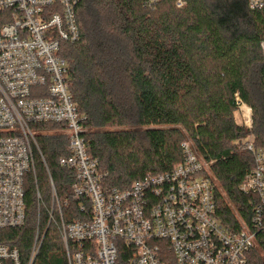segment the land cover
I'll list each match as a JSON object with an SVG mask.
<instances>
[{
    "label": "trees",
    "instance_id": "trees-1",
    "mask_svg": "<svg viewBox=\"0 0 264 264\" xmlns=\"http://www.w3.org/2000/svg\"><path fill=\"white\" fill-rule=\"evenodd\" d=\"M178 1L82 0L80 40L63 46L69 90L108 187L126 190L170 172L190 142L209 164L204 176L215 186L217 219L240 231L251 224L255 202L240 191L255 168L244 142L251 135L264 149V9L251 10L247 0H182L183 7ZM7 22L0 15V28ZM236 100L252 109L251 129L236 121ZM36 132L47 168L40 163L37 181L27 184L26 225L0 231V245L18 249L23 261L33 248L38 189L51 204L49 176L65 218H88L73 197L74 173L59 165L69 156L64 128L42 125ZM42 214L47 232L35 264H67L60 235ZM249 263L264 264V231Z\"/></svg>",
    "mask_w": 264,
    "mask_h": 264
},
{
    "label": "built area",
    "instance_id": "built-area-1",
    "mask_svg": "<svg viewBox=\"0 0 264 264\" xmlns=\"http://www.w3.org/2000/svg\"><path fill=\"white\" fill-rule=\"evenodd\" d=\"M251 10L264 0H247ZM82 0H0V231L27 223V184L47 163L37 127L62 126L69 156L59 160L75 175L72 193L87 220L65 218L50 177L51 204L41 191L39 216L30 256L0 245V264H35L48 226H55L67 264H250L257 234L264 231V149L250 135L244 150L255 168L240 186L255 197L253 217L240 231L228 230L216 217L214 184L204 176L209 164L190 143L182 144L183 161L170 172L149 176L129 189L110 188L99 160L89 154L85 120L68 84L63 46L80 40L78 9ZM178 7H183L182 0ZM264 51V43L262 45ZM244 124L252 128V109L236 100ZM172 264V263H171Z\"/></svg>",
    "mask_w": 264,
    "mask_h": 264
},
{
    "label": "rangeland",
    "instance_id": "rangeland-1",
    "mask_svg": "<svg viewBox=\"0 0 264 264\" xmlns=\"http://www.w3.org/2000/svg\"><path fill=\"white\" fill-rule=\"evenodd\" d=\"M235 118H236V121H237L238 123L244 124V120H243V118H242V114H241L240 111H238V112L235 113ZM244 125H245V124H244ZM137 135H138V138H139L140 142H141L145 147H147V146H148V141H147V139H146V137H145V129H143V128H139V129L137 130ZM247 140H248V139H246V141H247ZM189 143H190V142H189Z\"/></svg>",
    "mask_w": 264,
    "mask_h": 264
}]
</instances>
